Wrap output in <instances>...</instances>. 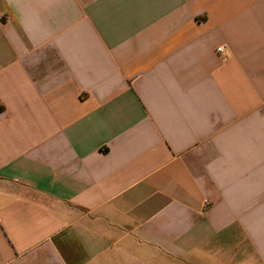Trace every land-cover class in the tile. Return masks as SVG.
<instances>
[{
  "label": "crops",
  "instance_id": "1",
  "mask_svg": "<svg viewBox=\"0 0 264 264\" xmlns=\"http://www.w3.org/2000/svg\"><path fill=\"white\" fill-rule=\"evenodd\" d=\"M0 264H264V0H0Z\"/></svg>",
  "mask_w": 264,
  "mask_h": 264
},
{
  "label": "built area",
  "instance_id": "2",
  "mask_svg": "<svg viewBox=\"0 0 264 264\" xmlns=\"http://www.w3.org/2000/svg\"><path fill=\"white\" fill-rule=\"evenodd\" d=\"M217 52H218V53H223V49H222V48H219V49L217 50Z\"/></svg>",
  "mask_w": 264,
  "mask_h": 264
}]
</instances>
